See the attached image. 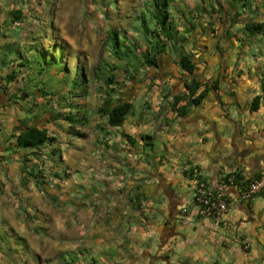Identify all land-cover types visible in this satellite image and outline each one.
<instances>
[{
	"label": "crops",
	"instance_id": "0c3cea01",
	"mask_svg": "<svg viewBox=\"0 0 264 264\" xmlns=\"http://www.w3.org/2000/svg\"><path fill=\"white\" fill-rule=\"evenodd\" d=\"M8 2L0 0V30L4 31L0 41L15 36L13 23L3 28L9 22L3 11ZM208 3H177V11L172 12L176 35L190 39L186 48L196 65L192 75L179 67L176 53L167 48L159 67H131L134 77L128 79L121 73L118 92L132 105L127 114L132 117L126 115L120 125L123 133L97 113L85 121V127L93 123L108 142L120 140L117 148H108L104 163L116 168L119 178L126 181L124 192L135 190L141 202L146 200L141 210L124 209L117 216L109 215L118 219V229L102 222V237L96 238L95 249L102 253L103 264H264V192L247 202L234 200L218 220L201 218L192 203L195 169L210 181L220 171H241L246 179H254L264 169V77L256 76L261 67L256 64L258 57L253 55L256 62L252 63L248 56L250 34L245 33L252 22L264 26V19L225 18L224 13L221 19L219 13L203 10L211 9ZM222 7L231 12L225 2ZM258 34L264 36V27ZM5 49L0 48V58L11 55ZM192 76L201 79L192 96L203 93L198 103L188 97L186 82ZM7 87L0 82L3 200L10 185H22L20 168L31 162L30 150L15 144V133L31 120L27 108L21 116L14 114ZM155 141L156 152L162 154L144 157L141 146L153 150ZM52 146L61 150L57 137ZM74 147L67 150L75 160L80 155ZM82 151L80 161L88 165L91 151ZM67 159L60 153L62 166L69 164ZM115 234L119 239H114Z\"/></svg>",
	"mask_w": 264,
	"mask_h": 264
},
{
	"label": "rangeland",
	"instance_id": "374dc122",
	"mask_svg": "<svg viewBox=\"0 0 264 264\" xmlns=\"http://www.w3.org/2000/svg\"><path fill=\"white\" fill-rule=\"evenodd\" d=\"M145 1L115 0V3H108L107 0H9L3 10L9 21L3 26L4 29L13 23L12 12L21 10L20 18L15 20L11 30L15 36H6L7 39L1 36L5 39L0 41V48H9L11 54L0 58V82L8 85L14 114L21 116L23 108H32L33 113L30 111L27 115L31 117V122L48 126L50 133L62 145L61 155L66 154L67 162L70 160V166L74 164L72 167L75 169L69 164L62 166L59 163L57 155L51 154L54 146L43 145L37 156L30 155L29 164H32L34 174L38 177H30L25 186L10 185L6 200L0 198V264H103L102 253L95 249L96 238L102 237V222L106 220L118 229V219L112 216L109 218V215L117 216L124 209L141 210L146 207L145 199L141 202L140 197L134 198L135 190L132 193L124 192L128 188L126 181L119 178L116 168H108L104 163L108 148H117L120 140L112 139L108 142L103 139L102 131L94 129L93 123L90 127H85L86 124L83 127L78 125L86 134L84 137L72 133H65L63 137L69 122L62 117L70 111L74 117L81 115L75 112L71 104H85L83 113L86 120H92L99 104V94L110 91L102 80L95 82L93 74L102 72L105 76L111 72V66L114 67L112 72L117 74L125 66L123 60L114 56L110 31L118 30L120 38L126 34L129 42L137 39L142 46L143 39L135 29L138 26L135 17L144 7ZM176 1L187 4L200 0ZM249 16L264 19V0H251L250 9H243L239 18ZM187 17L190 15L187 14ZM3 32L0 30V35ZM245 33L251 36L246 39L248 56L252 63L256 62L253 55L258 57L256 64L261 67L256 76L264 77V36L255 30ZM31 44H37L40 50H48L53 44H56L57 49L61 45L71 78L76 76L77 70L84 71L89 80L87 90L73 89V94L67 91L61 82V72L52 71L45 85L36 78L30 79V68L18 67L19 61L15 57L19 60L21 56L24 57V53L20 55L16 48L25 51L28 46L33 47ZM136 52L140 54L139 49ZM57 55L59 49L55 53V60L60 61V55ZM135 60L137 62L134 63H139L140 56ZM129 71L132 72L131 67ZM30 72L32 74L35 70ZM7 75L15 77L14 80L9 81ZM38 86L47 94L42 95ZM118 86L116 82L113 85L114 88ZM137 113L135 111L134 117L138 116ZM50 115H56V120L51 119L46 123ZM131 117L127 115L128 119ZM116 128L118 133H123V126ZM2 134L3 131L0 136ZM153 144V150L150 146H141L146 151L144 157H152L153 152H156V141ZM70 146L80 156L84 154L82 150L91 151L88 165L80 161V156L75 160L74 155L70 157ZM80 211L82 216L78 217ZM114 239H119V234H115Z\"/></svg>",
	"mask_w": 264,
	"mask_h": 264
},
{
	"label": "trees",
	"instance_id": "16d2710c",
	"mask_svg": "<svg viewBox=\"0 0 264 264\" xmlns=\"http://www.w3.org/2000/svg\"><path fill=\"white\" fill-rule=\"evenodd\" d=\"M250 1L251 0H209L205 2V0H200L201 3H208L211 9L203 8L206 10L208 14L209 12H217L220 14L219 18L222 19V16L227 18V15L231 18H238L241 15V11L245 8L250 9ZM107 2H114L115 0H107ZM217 3V6H212V3ZM222 2L226 3L227 7H232L228 10L223 9ZM178 2L176 0H146L144 3V7L141 9L140 13L135 17V21L138 26H135V29L139 36L143 39V45L141 46L137 39H133L129 42L128 36L124 34L122 38L119 37L118 30L112 29L110 31L112 38V48L115 58L118 60H123L125 63L124 68L118 71L117 74L112 72L114 67L111 66V72L107 73L105 76L99 72H95L93 77L97 80H102L104 84L110 88V91L107 90L103 95L99 94L98 96V106L95 112L98 114L100 118H104L106 123L112 127L120 126L124 120L125 116L131 110V102L128 100H124L122 94L120 95L118 92L119 86L114 88V83H120L118 81L121 73L123 72L126 76V79L134 77L129 72V67H159L162 63V55L166 52V49H171L177 55V64L179 67L186 71L188 74L192 75L194 69L196 67L195 63L192 61V53L187 51L186 44L190 42L188 36L179 35L177 36V32L175 31V21L173 19L172 12L177 11L175 8ZM170 7L172 9L170 10ZM254 9V8H253ZM222 13H224L222 15ZM13 19L11 21L14 23L15 20L20 18L21 10H15L12 12ZM222 15V16H221ZM211 17V16H210ZM223 21V20H222ZM212 24L214 20H211ZM262 22H252L247 26L248 30H255L259 33L263 28ZM214 28H212V31ZM33 47L28 46V50L22 51L21 49L16 48V51L21 55L24 53V57L21 56L15 59L17 62V66L21 68H30L29 77L36 78L41 84H46V79L50 76L53 71L56 73H62V83L67 88V91H70L72 94L73 89H78L85 91L88 88L89 80L84 71H76V76L71 78L70 72L67 70L66 63L63 59V48L62 46H58L56 49L53 44L49 46L47 50L38 49L37 44H31ZM59 49L60 61H56L55 53ZM140 50V54H137L136 50ZM49 51V52H47ZM27 55V57H26ZM57 55V56H59ZM140 56L141 60L139 63L135 59ZM26 60V62L24 61ZM107 65V64H106ZM20 68V69H21ZM58 68L60 71H58ZM77 68V67H76ZM35 70L34 73L31 74L30 71ZM20 72V70H19ZM32 75V76H30ZM116 76H119L116 78ZM124 76V77H125ZM8 80H14L15 77L12 75H7ZM118 79V80H117ZM34 80V79H33ZM201 83V79L197 76H192L188 82H186V88L188 89V97L191 98L193 103H198L200 98L203 96V93H199L196 97H192L199 87ZM98 88H100L98 86ZM38 91L45 95L47 94L43 88L38 86ZM254 100H258V98H254ZM73 108H75V112L81 114H77L79 116L74 117L73 112L63 114L62 117L64 120L68 121V129H66L67 133L76 134L80 137H84L85 133L80 129L83 127L87 119L86 115L83 113L85 110V104L82 106L80 104H71ZM256 106H252V109H255ZM27 112L31 111L33 113L32 108H27ZM56 120V115H50L48 119H46V123L50 120ZM26 120V119H25ZM31 120V117H30ZM44 125V124H43ZM36 121L31 122L30 125H25L21 127L17 133H15V144L18 147L26 148L30 150V155L37 156V152L40 151L43 145L52 146L56 141V137L51 135L48 128L43 127ZM80 125V126H78ZM51 154L57 155V158L60 159V151L58 148L52 147ZM32 164H24L20 168V174L22 176V185L25 186L30 177L37 178V174H34L35 171L32 169ZM34 168V167H33ZM138 196L134 193V198Z\"/></svg>",
	"mask_w": 264,
	"mask_h": 264
},
{
	"label": "built area",
	"instance_id": "2783aa9c",
	"mask_svg": "<svg viewBox=\"0 0 264 264\" xmlns=\"http://www.w3.org/2000/svg\"><path fill=\"white\" fill-rule=\"evenodd\" d=\"M264 192V169L254 179H246L241 171H220L212 181L194 170L193 207L201 218L220 219L234 201L247 202Z\"/></svg>",
	"mask_w": 264,
	"mask_h": 264
}]
</instances>
